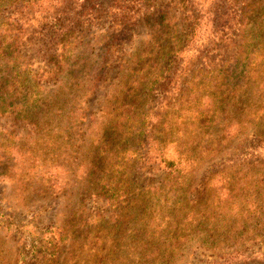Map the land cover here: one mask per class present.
Listing matches in <instances>:
<instances>
[{
  "label": "trees",
  "instance_id": "1",
  "mask_svg": "<svg viewBox=\"0 0 264 264\" xmlns=\"http://www.w3.org/2000/svg\"><path fill=\"white\" fill-rule=\"evenodd\" d=\"M30 47L44 66L25 63ZM261 96L264 0H0V115L39 136L57 132L68 173L79 171L59 238L72 239L70 252L34 244L16 264H186L189 242L193 255L244 264L264 184L222 169L213 195L206 173L235 162L228 143L261 129ZM97 117L99 132H89ZM56 141L48 146L58 159ZM52 169L39 174L43 190L56 185L41 179L57 178ZM64 187L59 178L56 190ZM89 200L102 205L90 210ZM109 227L129 228L116 249ZM83 245L94 246L85 259Z\"/></svg>",
  "mask_w": 264,
  "mask_h": 264
},
{
  "label": "rangeland",
  "instance_id": "2",
  "mask_svg": "<svg viewBox=\"0 0 264 264\" xmlns=\"http://www.w3.org/2000/svg\"><path fill=\"white\" fill-rule=\"evenodd\" d=\"M94 2L106 6L109 0H94ZM140 26L137 30V35L144 31L143 27ZM31 49L30 47L22 51L24 53L23 56H25V63L29 64V67L33 70L37 66H44L42 62H38L36 59L35 50ZM102 96L99 95V98L94 100L93 110L98 106ZM259 99L258 108L264 106V97L261 96ZM262 112L256 113V118L261 123V125L259 124L260 130H264L262 127L264 125V116L259 117ZM102 123V119L97 117L87 126L89 132H99ZM254 125H251L241 136L236 137L231 143L227 144L228 153L235 155V162L230 163L229 166H224L225 168L214 165L210 170H207L206 174L210 173V175L214 176L210 182L213 195H216L220 188L223 187L222 182H220V175H216V172L222 169L228 172L237 171V178H239L240 183L245 182L249 178L252 184H264V175H261L264 173V167H258L256 169L258 173H255V170L252 178L251 174L253 173L247 168L232 169V166L237 163L245 164L255 158H260L261 164L264 165V132H260V130L254 131L252 129ZM42 133L44 135L39 136L37 132H31L30 128L25 126L24 123L12 121L6 114L5 116L0 115V264H16L18 255L22 252H27L34 244L38 246L42 244L48 248L47 252H50L49 248L54 243L61 245L63 252L66 251L67 246L68 252H70L72 245H74V243H71L72 239L66 243L59 238L62 222L66 218L67 212L76 205L70 199V192L75 194L78 188L79 171L71 170L68 173L67 169L70 166L69 160L65 155L67 149L61 139L55 140L54 135L57 132ZM49 141L61 143L58 159L53 155V147L50 148L48 146ZM41 150L46 152L45 157H38V152ZM219 163L220 161L217 160L216 164ZM51 167L53 168L51 174L56 175L57 178L48 180L51 175H44L41 179L50 183L55 182L57 185L60 178V185L65 184L64 190H56V185L49 187L48 190H43L39 186L40 172L43 173V170H48ZM246 171H249V174ZM152 172L155 174L161 173L157 168ZM245 172L246 177L240 179ZM153 184L157 185L159 183L155 181ZM198 186V188H202L201 183ZM88 202L87 207L90 210L91 207L102 205L92 203L91 200ZM257 214L260 217L256 219V223L252 225L250 223L246 224L248 232L251 233L250 239L241 243L248 256L244 264H264V235H262V233L264 234V208L258 209ZM214 224H218V221H215ZM219 225L231 226L221 219ZM102 227L101 225L100 229ZM128 231L129 228H118L113 234V227H109L104 231V237L108 240L107 246L112 244L110 248L116 249L117 245L113 243L124 241L125 237L123 235ZM93 233L87 236L83 235V238L90 239ZM80 237L82 238V235ZM190 243L192 242L186 245L185 252L187 255L191 254L187 257L186 264H216L217 256L211 252L206 253L207 255H202L199 251H196L193 255L194 248ZM92 248H94L93 245L80 246L81 257L85 259L84 254H89ZM95 248L101 251L98 245ZM76 262L78 263V261ZM180 263L181 260H178L177 264Z\"/></svg>",
  "mask_w": 264,
  "mask_h": 264
}]
</instances>
